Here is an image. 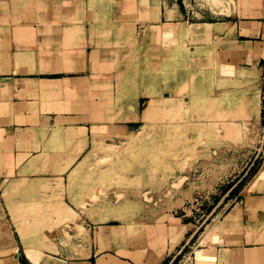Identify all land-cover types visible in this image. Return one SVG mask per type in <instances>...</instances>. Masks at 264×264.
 <instances>
[{"label":"crops","instance_id":"obj_1","mask_svg":"<svg viewBox=\"0 0 264 264\" xmlns=\"http://www.w3.org/2000/svg\"><path fill=\"white\" fill-rule=\"evenodd\" d=\"M225 1L235 2H228L231 16L190 21L191 13L207 9L192 1L188 5V0H0V182L62 172L75 158L66 172L94 136L129 134L144 123L147 109V122H157L180 108L170 105L164 92L156 99L140 96L136 110L129 99L117 100V80L129 74L121 63V37L133 30L145 44L140 48L143 63L160 69L164 58L189 52L181 47L184 38L158 31L182 24L221 25V33L188 38L191 50L208 53L220 79L251 93L258 90L264 98V68L259 65L264 60V0ZM81 143L86 145L78 153ZM260 159L255 177L205 239H196L187 260L181 254L192 248L196 231L191 222L174 218L160 230L139 234H130L123 224L93 227L90 245L71 258L36 246L21 253L12 244L0 249V264H23L21 254L28 264H264V151ZM24 183L29 182L20 183V189Z\"/></svg>","mask_w":264,"mask_h":264},{"label":"rangeland","instance_id":"obj_2","mask_svg":"<svg viewBox=\"0 0 264 264\" xmlns=\"http://www.w3.org/2000/svg\"><path fill=\"white\" fill-rule=\"evenodd\" d=\"M191 1L208 12L191 13L190 21L209 15L215 20L231 16L228 2L235 3L188 0L187 4ZM177 29L181 27L157 33L176 36ZM185 30L197 31L200 37L213 35L205 24L187 25ZM148 33L146 30L143 37ZM139 35L133 30L121 37V63L129 74L117 80V100L129 99L136 110L135 94L140 97L142 91L150 90L153 95L147 97L156 99L164 92L166 101L180 108L157 122L136 124L127 135L104 132L94 136L66 172L75 158L60 169L62 172L34 174V179L27 180L17 175L0 182V249L16 244L22 253L23 248L36 246L71 258L81 253L85 244L90 245L93 227L123 224L130 234H139L160 230L175 218L191 222L196 231V238L189 242L192 248L187 246L181 254L187 260L190 251L196 249V239L202 235L205 239L232 200L239 198L244 186L255 177L264 151L261 93L248 92L250 88L245 91L235 82L217 77L208 53L191 50L188 38L192 37L185 36L181 47L189 53H177L181 61L171 55L162 63L173 64L169 72L175 74L167 77L160 72L151 78L156 68L143 63L140 48L145 44ZM259 65L264 68V60ZM199 71L206 73L203 79ZM174 95L184 99L170 98ZM85 145L77 146L78 153ZM51 158L53 163L55 157ZM42 160L45 165L46 159ZM62 161L58 158L57 162ZM22 182L29 183L20 189ZM20 224L25 243L18 231ZM16 252L15 246L12 257ZM21 258L28 264L23 254Z\"/></svg>","mask_w":264,"mask_h":264},{"label":"bare ground","instance_id":"obj_3","mask_svg":"<svg viewBox=\"0 0 264 264\" xmlns=\"http://www.w3.org/2000/svg\"><path fill=\"white\" fill-rule=\"evenodd\" d=\"M236 5H237V3H236ZM234 8V7H233ZM221 25H219V24H209V28H210V31H209V34H215V33H221V32H223L224 31V29L223 28H221L220 27ZM179 27H181V29H177V31L174 33V35H176V36H178V37H193V38H196V37H200L202 34L201 33H198L197 31H192V32H190V33H188L186 30H185V28L187 27V25H185V24H182V25H179ZM176 62V61H175ZM166 63V64H165ZM164 63V65L163 64H161L159 67H160V69H156L155 71H154V73H152V75H151V78H154V77H157L159 74H160V72L161 73H163L165 76H167V77H169L171 74H175V73H170L169 72V69L171 70L172 68H174V66H172L171 65V63H169V62H165ZM175 64V63H174ZM176 65V64H175ZM200 72V71H199ZM205 72H200V76L202 77V79H203V77H205ZM147 75V74H146ZM138 77H140L141 75H137ZM138 79V78H137ZM137 81V80H136ZM139 81V80H138ZM143 93L142 94H144L143 96H151V95H153V92H151L150 90L148 91V92H144V91H142ZM138 99H139V97H137L136 96V94H135V99H134V107H135V109H137V105H138ZM132 101V100H131ZM148 110V109H147ZM147 110H145L144 111V116H143V119H144V123L147 121V115H146V112H147ZM24 219V218H23ZM29 219V218H28ZM20 220V219H19ZM21 225V226H20ZM19 226V229H18V231H19V234H20V236H21V238L23 239V241H24V243H25V241L27 240L26 239V237H25V233H24V230H23V227H22V224H20Z\"/></svg>","mask_w":264,"mask_h":264}]
</instances>
